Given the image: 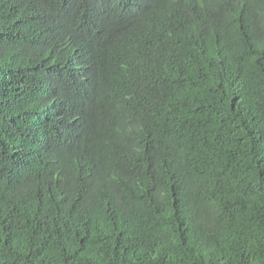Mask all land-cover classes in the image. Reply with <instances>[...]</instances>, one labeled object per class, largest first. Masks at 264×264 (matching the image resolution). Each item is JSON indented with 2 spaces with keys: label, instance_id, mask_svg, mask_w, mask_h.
Instances as JSON below:
<instances>
[{
  "label": "trees",
  "instance_id": "1",
  "mask_svg": "<svg viewBox=\"0 0 264 264\" xmlns=\"http://www.w3.org/2000/svg\"><path fill=\"white\" fill-rule=\"evenodd\" d=\"M0 264H264V0H0Z\"/></svg>",
  "mask_w": 264,
  "mask_h": 264
}]
</instances>
